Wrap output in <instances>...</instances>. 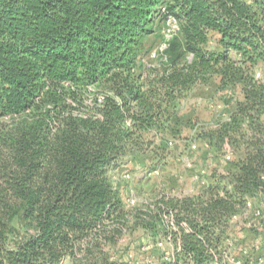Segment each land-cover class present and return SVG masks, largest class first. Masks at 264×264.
<instances>
[{
  "label": "trees",
  "instance_id": "16d2710c",
  "mask_svg": "<svg viewBox=\"0 0 264 264\" xmlns=\"http://www.w3.org/2000/svg\"><path fill=\"white\" fill-rule=\"evenodd\" d=\"M167 16L180 31L162 72L145 75L142 41ZM260 62L264 0H0V264H110L103 246L128 224L110 172L125 158L157 159L162 144L149 136H177L180 98L210 76L242 99L198 137L242 156L158 210L176 211L180 240L162 264H222L231 217L264 195Z\"/></svg>",
  "mask_w": 264,
  "mask_h": 264
},
{
  "label": "rangeland",
  "instance_id": "374dc122",
  "mask_svg": "<svg viewBox=\"0 0 264 264\" xmlns=\"http://www.w3.org/2000/svg\"><path fill=\"white\" fill-rule=\"evenodd\" d=\"M154 28L155 33L144 38L138 53L141 71L151 76L155 73L152 69L162 72L166 65L163 53L167 41L165 21L156 20ZM187 56L190 60L191 56ZM255 72L260 76L264 74L263 62L258 64ZM218 85V79L210 76L184 93L176 110L179 134L175 137L173 134L149 136L156 145L162 144L157 159L150 153L125 158L110 172L123 208L128 212V224L116 244L103 246L108 263L162 264L175 260L180 250L179 236H173L178 231L176 211L167 208L160 213L159 205L166 199H183L200 193L212 183L213 172L225 174L231 171L233 162L242 156L229 144H225L221 152L215 151L198 137L203 130L216 128L219 121L228 117L236 101L242 99L238 86L221 90ZM248 201L252 203L248 219H242L230 233L221 252L222 264H236L237 261L264 264V216L253 215V210L264 203V195ZM149 219L152 222L148 224L154 227L146 229L141 223ZM229 224L234 226L231 219ZM180 225L188 228L185 221ZM64 264H71V261L67 259Z\"/></svg>",
  "mask_w": 264,
  "mask_h": 264
},
{
  "label": "built area",
  "instance_id": "2783aa9c",
  "mask_svg": "<svg viewBox=\"0 0 264 264\" xmlns=\"http://www.w3.org/2000/svg\"><path fill=\"white\" fill-rule=\"evenodd\" d=\"M164 21H165V24L167 27V31H166L167 32L166 33L167 41H166V45H165V47L167 48L168 42L180 31V24H179L178 20L173 16H167ZM259 77H260V74L259 73L256 74V78H259ZM230 155H231V153L229 152V155L227 157L229 158ZM204 173H205V171L202 172V174H204ZM251 209H252V203L250 201H248L245 212L242 214L232 216L231 222L234 225H236V224L240 223L242 219L247 220ZM253 215L255 217H263L264 216V203H262V205L259 208H257V209L255 208L253 210ZM149 262L151 263V261H149ZM236 264H242V263H241V261H237Z\"/></svg>",
  "mask_w": 264,
  "mask_h": 264
}]
</instances>
